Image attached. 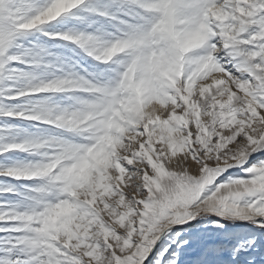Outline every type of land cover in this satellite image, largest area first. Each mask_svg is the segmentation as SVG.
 I'll use <instances>...</instances> for the list:
<instances>
[{"label": "snow or ice", "instance_id": "snow-or-ice-1", "mask_svg": "<svg viewBox=\"0 0 264 264\" xmlns=\"http://www.w3.org/2000/svg\"><path fill=\"white\" fill-rule=\"evenodd\" d=\"M0 264H264V0H0Z\"/></svg>", "mask_w": 264, "mask_h": 264}]
</instances>
